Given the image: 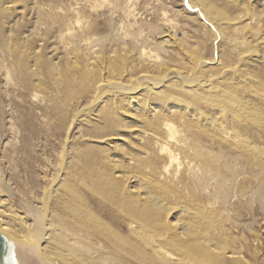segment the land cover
<instances>
[{
  "label": "bare ground",
  "instance_id": "6f19581e",
  "mask_svg": "<svg viewBox=\"0 0 264 264\" xmlns=\"http://www.w3.org/2000/svg\"><path fill=\"white\" fill-rule=\"evenodd\" d=\"M183 1L229 55L196 56L169 28L160 43L171 48L165 56L141 50L127 61L109 45L103 56L86 49L80 65H48L29 53L27 35L0 31L11 61L6 77L33 92L43 88L47 99L39 101L66 135L78 126V136L65 137L56 164L45 162L52 174L42 175L40 196L26 201L34 223L25 221L26 209L6 213L0 200V231L25 246L37 231L43 264H264V235L253 234L250 245L246 225L231 221L235 235L214 220L218 202L237 205L235 200L253 221L264 219V144L242 131L243 123H257L262 113L240 94L264 97L242 70L250 47L236 22L245 19L226 17L234 0L219 7ZM105 38L96 35L99 43ZM73 98L86 102L74 110ZM192 103L212 113L197 107L189 114ZM128 108L129 120L121 118ZM225 154L229 175L219 168ZM241 162L251 166L248 176Z\"/></svg>",
  "mask_w": 264,
  "mask_h": 264
},
{
  "label": "rangeland",
  "instance_id": "374dc122",
  "mask_svg": "<svg viewBox=\"0 0 264 264\" xmlns=\"http://www.w3.org/2000/svg\"><path fill=\"white\" fill-rule=\"evenodd\" d=\"M187 1L203 7L211 5L219 7L228 0ZM2 2L5 8L0 11V31L5 34H15L17 38L27 35L26 45H29V53L32 56H41L48 65L57 63L59 66H64L70 61L80 65L86 53L96 51L98 54L96 52L89 54L103 56L109 45L115 46L119 56L126 58L127 61L141 50L146 54L158 53L160 56H165L171 48L168 44L160 43L169 28L177 32L176 39H185L196 56L210 59L226 57L230 53L221 38L216 40L205 30L206 27L204 28L201 21L190 13L183 0H0V4ZM225 12L229 19L239 15H243L241 18L245 19L236 22L240 27L239 33L242 31L240 35L247 38L250 47V51L245 55L246 62L242 70L249 72L248 75L255 81L253 85L259 84L262 90L264 89V0H234L233 3L228 4ZM249 14L253 17V21L246 19L250 17ZM254 33L258 35L260 41H255ZM96 35L105 36V43L97 42ZM84 38L89 40L85 41ZM159 45H162L163 49H158ZM86 49L89 51L86 52ZM172 57L178 56L173 53ZM10 63V58L0 45V178L2 179H0V200L4 203L6 213H10L11 208L25 211L26 201L34 196H40V186L44 182L42 175L48 172L50 179L52 174L51 170H44L45 162L54 166L55 156L63 146L65 137L78 136V126L74 125V129L66 135L65 128H60L57 120L44 109L39 101V98L47 99L43 88H37L33 92L20 80L16 78L10 80L6 77ZM27 63L30 65L34 62L28 59ZM30 91L37 93L38 98L33 97ZM72 96H75L74 93ZM240 96L249 106L255 107L262 113V118L257 123L250 124L247 121L243 123L242 131L264 144V97L251 93ZM70 101L74 110L86 102L82 98H73ZM94 106L89 105L86 111L92 113ZM197 107L206 113H212V110L196 103L191 104L188 113L191 114L192 109ZM131 110V108L123 110L121 118L129 120ZM73 112L67 115L66 120ZM120 133L126 135L128 132L123 130ZM79 141L81 138L74 140L75 147L79 145ZM229 159L230 155L225 154L220 161L219 168L226 175L230 174V166L224 167V165ZM241 163L244 165L243 175L248 176L251 173V166ZM198 198L201 204L207 203V199L199 196ZM234 203L238 206L218 202L216 207L221 209L214 215V220L219 226L235 235L238 234V230L231 221L246 225L245 234L249 236L251 245L253 234L264 235V219L258 216L253 221L245 207L239 205L236 200ZM26 211L29 216L25 221L34 223L36 217L34 212L31 209ZM1 221L2 217H0ZM37 233L35 231L38 238ZM59 238L62 239L63 236Z\"/></svg>",
  "mask_w": 264,
  "mask_h": 264
},
{
  "label": "water",
  "instance_id": "95a60500",
  "mask_svg": "<svg viewBox=\"0 0 264 264\" xmlns=\"http://www.w3.org/2000/svg\"><path fill=\"white\" fill-rule=\"evenodd\" d=\"M37 235L32 236L29 245H21L0 231V264H43L38 258Z\"/></svg>",
  "mask_w": 264,
  "mask_h": 264
}]
</instances>
